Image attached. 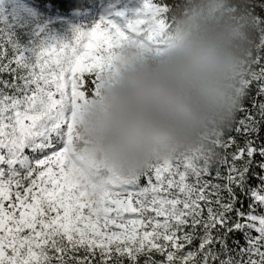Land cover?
I'll return each mask as SVG.
<instances>
[{
    "label": "snow or ice",
    "instance_id": "1",
    "mask_svg": "<svg viewBox=\"0 0 264 264\" xmlns=\"http://www.w3.org/2000/svg\"><path fill=\"white\" fill-rule=\"evenodd\" d=\"M0 0V264H264V0H236L254 48L229 126L211 147L128 182L76 161L75 110L126 42H158L180 0H35L98 22L26 39ZM39 35V34H37ZM143 181V183H142Z\"/></svg>",
    "mask_w": 264,
    "mask_h": 264
},
{
    "label": "clouds",
    "instance_id": "2",
    "mask_svg": "<svg viewBox=\"0 0 264 264\" xmlns=\"http://www.w3.org/2000/svg\"><path fill=\"white\" fill-rule=\"evenodd\" d=\"M236 0H180L158 42H126L75 110L77 163L128 182L155 162L211 147L233 120L254 48Z\"/></svg>",
    "mask_w": 264,
    "mask_h": 264
},
{
    "label": "trees",
    "instance_id": "3",
    "mask_svg": "<svg viewBox=\"0 0 264 264\" xmlns=\"http://www.w3.org/2000/svg\"><path fill=\"white\" fill-rule=\"evenodd\" d=\"M113 1L116 2L117 6L122 7L126 3L135 0H111V2ZM152 2H156V0H152ZM33 3L35 4V0H33ZM35 9L38 12V19L33 22L31 20L25 24L26 31L21 34L26 39H33L36 42L44 38L52 37L70 40L74 29L85 25L90 26L99 21V17H97L98 13L85 18L79 10H73L77 11L74 14H71V12L63 13L59 9H53L50 4L45 9H39L37 7Z\"/></svg>",
    "mask_w": 264,
    "mask_h": 264
},
{
    "label": "rangeland",
    "instance_id": "4",
    "mask_svg": "<svg viewBox=\"0 0 264 264\" xmlns=\"http://www.w3.org/2000/svg\"><path fill=\"white\" fill-rule=\"evenodd\" d=\"M109 6L112 8H115L117 10L123 11L124 8L127 6V4L131 3L134 4L135 1H131L125 4V6L119 7L117 6L116 2L113 1L111 2V0H108ZM19 8L20 9V15H21V23L22 24H27L29 21H31L32 19L28 18L30 13H29V9L30 10H36L34 7V3L33 0H10L9 3H7L5 5V11L8 12L9 14H11V12L13 11L14 8ZM103 15L102 12H98V16L99 20L101 18V16ZM52 38H56V39H61L58 37H52Z\"/></svg>",
    "mask_w": 264,
    "mask_h": 264
},
{
    "label": "built area",
    "instance_id": "5",
    "mask_svg": "<svg viewBox=\"0 0 264 264\" xmlns=\"http://www.w3.org/2000/svg\"><path fill=\"white\" fill-rule=\"evenodd\" d=\"M29 13H30V15L28 18L32 19V22L36 21L38 19V12L36 10H30L29 9Z\"/></svg>",
    "mask_w": 264,
    "mask_h": 264
},
{
    "label": "bare ground",
    "instance_id": "6",
    "mask_svg": "<svg viewBox=\"0 0 264 264\" xmlns=\"http://www.w3.org/2000/svg\"><path fill=\"white\" fill-rule=\"evenodd\" d=\"M77 13V11H72L71 14Z\"/></svg>",
    "mask_w": 264,
    "mask_h": 264
}]
</instances>
